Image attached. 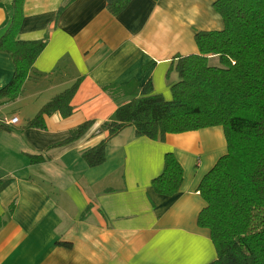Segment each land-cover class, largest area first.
Returning <instances> with one entry per match:
<instances>
[{"label":"crops","instance_id":"crops-1","mask_svg":"<svg viewBox=\"0 0 264 264\" xmlns=\"http://www.w3.org/2000/svg\"><path fill=\"white\" fill-rule=\"evenodd\" d=\"M215 1L131 0L116 17L106 0L24 1L18 39H47V45L18 98L0 103V264L216 261L209 231L196 221L206 206L198 186L226 154L220 127L168 134L163 141L126 127L108 140L104 163L89 167L81 158L108 138L101 125L132 99L124 88L131 93L150 82L153 95L172 99L176 56L197 54V32L223 28ZM12 2L0 0V37ZM13 73L10 55L0 52V90ZM78 80L69 117L56 113L44 116V130L21 129ZM12 118L16 125L4 124ZM87 121L92 126L82 138L49 149ZM167 153L183 172L172 196L156 194L151 185ZM32 155L41 163H31Z\"/></svg>","mask_w":264,"mask_h":264},{"label":"trees","instance_id":"trees-1","mask_svg":"<svg viewBox=\"0 0 264 264\" xmlns=\"http://www.w3.org/2000/svg\"><path fill=\"white\" fill-rule=\"evenodd\" d=\"M24 1L13 0L7 11L8 28L0 37V52L10 55L14 67L12 80L0 90V103L18 98L47 45V39H18ZM130 2L106 0V10L116 17ZM212 7L223 28L197 32V54L176 56L170 68L178 76L171 87L172 99L166 102L153 95L150 82L131 93L130 87L124 88L123 94L132 99L101 125L108 138L83 151L81 158L89 167L101 165L108 140L129 126L136 136L154 141H163L168 134L220 127L226 154L198 186L206 206L196 223L209 231L217 254L212 264H264V0H216ZM214 59L217 63L210 65ZM79 85L80 80L51 99L21 129L44 130V116L69 117ZM91 126V121L77 126L49 149L79 140ZM29 157L33 164L42 161L38 155ZM182 180L180 164L167 153L163 171L151 185L156 194L172 196Z\"/></svg>","mask_w":264,"mask_h":264},{"label":"built area","instance_id":"built-area-1","mask_svg":"<svg viewBox=\"0 0 264 264\" xmlns=\"http://www.w3.org/2000/svg\"><path fill=\"white\" fill-rule=\"evenodd\" d=\"M17 122H18L17 118H12L11 120L4 121V124H6V125H15Z\"/></svg>","mask_w":264,"mask_h":264},{"label":"rangeland","instance_id":"rangeland-1","mask_svg":"<svg viewBox=\"0 0 264 264\" xmlns=\"http://www.w3.org/2000/svg\"><path fill=\"white\" fill-rule=\"evenodd\" d=\"M215 63H217V60H216V59H214V60H210V65H211V64H215ZM111 94L113 95V92H111ZM17 123H18V122H17ZM17 123H16V124H17ZM16 124H15V125H16ZM128 129H133V127L129 126ZM120 132H121V131H120ZM120 132H119V133H120ZM119 133H118V134H119ZM118 134H117V135H118Z\"/></svg>","mask_w":264,"mask_h":264}]
</instances>
